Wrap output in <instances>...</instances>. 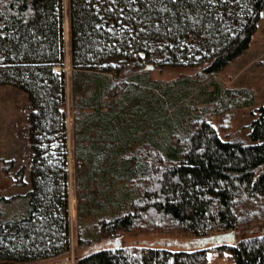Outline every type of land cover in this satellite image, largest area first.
Wrapping results in <instances>:
<instances>
[{
	"label": "trees",
	"instance_id": "trees-1",
	"mask_svg": "<svg viewBox=\"0 0 264 264\" xmlns=\"http://www.w3.org/2000/svg\"><path fill=\"white\" fill-rule=\"evenodd\" d=\"M263 9L264 0H0V85L28 94L33 151L24 208L0 198V264H72L67 76L55 70L68 41L77 243L100 240L74 264H202L210 250L264 264V105L252 142L231 141L207 116L253 104L248 90L140 70L149 62L210 77L249 46ZM197 88L196 111L179 103ZM165 94L176 122L163 142L150 124ZM94 181L105 189L92 190ZM120 182L123 195L111 197ZM230 231L234 241L212 240ZM142 232L190 239L111 240Z\"/></svg>",
	"mask_w": 264,
	"mask_h": 264
},
{
	"label": "rangeland",
	"instance_id": "rangeland-1",
	"mask_svg": "<svg viewBox=\"0 0 264 264\" xmlns=\"http://www.w3.org/2000/svg\"><path fill=\"white\" fill-rule=\"evenodd\" d=\"M67 3L68 0H65ZM68 23V21H67ZM68 26V24H67ZM68 41V37H67ZM69 41L67 45V57L64 67H55L56 71L65 70L67 76V103H68V147H69V170H70V217H71V250L69 259L72 264L75 263L77 256L99 243L92 240L85 244L77 243V216H78V197L79 191L77 187L78 168L74 158V148L76 146L74 136V115H73V70L70 60ZM149 62H146L148 64ZM145 64V65H146ZM149 76L152 80L168 83L183 77L198 78L202 85L208 83L210 79H215L222 86L228 88H244L253 97V104L248 106L233 107L221 114L208 115L207 118L215 125L218 133L224 139L231 141H240L245 144L251 143L250 129L253 120L259 115L258 108L264 105V9L261 12L257 30L252 35L249 46L226 67L218 71L216 74L206 77L201 72V69L195 67H154L150 70ZM195 83H192L194 86ZM212 88V84L210 85ZM198 88L193 90V94L182 100L181 104L186 102L187 108L194 109L198 101L193 104L192 97L197 92ZM156 91V90H155ZM175 91V90H173ZM181 92L175 91L171 96L177 97ZM166 104L160 107L156 112L150 128L154 129L155 135H158L159 140L166 141L169 131L173 129L176 122V115L173 109L169 106L171 97L165 94ZM200 98V97H197ZM29 115L30 102L28 94L17 88L16 86L5 84L0 85V198L9 199L4 202V206L11 210H22L24 201L19 195L25 193L31 186L30 184V166L33 158V151L29 140ZM163 141V142H164ZM140 147V144H138ZM108 164V163H107ZM80 164L82 170L87 167ZM102 171V170H101ZM99 171V172H101ZM100 176V174H99ZM98 176V177H99ZM97 177V176H96ZM97 180V179H96ZM125 182L116 184V188L109 191L111 197L119 199L123 195ZM92 190H104L103 182L94 181L91 186ZM83 188V187H82ZM83 193V192H82ZM102 199L101 195H98ZM104 198V197H103ZM97 200L98 201H100ZM86 204V200H82ZM93 206L96 202L93 200ZM85 208V205H83ZM82 208V207H81ZM91 218H85L90 220ZM80 230V228H79ZM85 230V227L82 231ZM121 238L128 244H133L143 240L149 242L172 241L169 238H178L179 240L188 241L190 237L181 235H166L159 233H135V234H120L112 236L111 240L116 241ZM35 262L31 264H38ZM202 264H232L227 254H219L218 251L210 250L207 255V261Z\"/></svg>",
	"mask_w": 264,
	"mask_h": 264
},
{
	"label": "water",
	"instance_id": "water-1",
	"mask_svg": "<svg viewBox=\"0 0 264 264\" xmlns=\"http://www.w3.org/2000/svg\"><path fill=\"white\" fill-rule=\"evenodd\" d=\"M68 24V23H67ZM154 66L151 63L146 64L143 68L140 70H150ZM236 239L235 231H230L226 233L216 234L212 236V240L222 241V240H232L234 241ZM120 244V240L117 241V245Z\"/></svg>",
	"mask_w": 264,
	"mask_h": 264
},
{
	"label": "bare ground",
	"instance_id": "bare-ground-1",
	"mask_svg": "<svg viewBox=\"0 0 264 264\" xmlns=\"http://www.w3.org/2000/svg\"><path fill=\"white\" fill-rule=\"evenodd\" d=\"M68 36V35H67Z\"/></svg>",
	"mask_w": 264,
	"mask_h": 264
}]
</instances>
